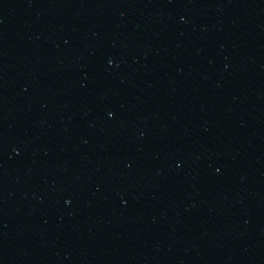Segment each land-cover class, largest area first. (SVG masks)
I'll return each mask as SVG.
<instances>
[{
  "label": "water",
  "instance_id": "water-1",
  "mask_svg": "<svg viewBox=\"0 0 264 264\" xmlns=\"http://www.w3.org/2000/svg\"><path fill=\"white\" fill-rule=\"evenodd\" d=\"M0 264H264V0H0Z\"/></svg>",
  "mask_w": 264,
  "mask_h": 264
}]
</instances>
